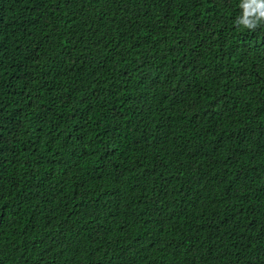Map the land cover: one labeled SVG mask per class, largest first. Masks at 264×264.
<instances>
[{
  "label": "trees",
  "instance_id": "obj_1",
  "mask_svg": "<svg viewBox=\"0 0 264 264\" xmlns=\"http://www.w3.org/2000/svg\"><path fill=\"white\" fill-rule=\"evenodd\" d=\"M239 0H0V264H264V27Z\"/></svg>",
  "mask_w": 264,
  "mask_h": 264
},
{
  "label": "clouds",
  "instance_id": "obj_2",
  "mask_svg": "<svg viewBox=\"0 0 264 264\" xmlns=\"http://www.w3.org/2000/svg\"><path fill=\"white\" fill-rule=\"evenodd\" d=\"M239 9L234 20L237 29L255 32L264 27V0H239Z\"/></svg>",
  "mask_w": 264,
  "mask_h": 264
}]
</instances>
